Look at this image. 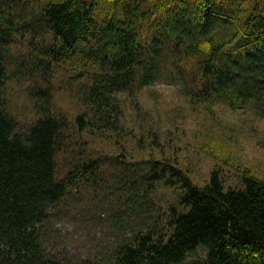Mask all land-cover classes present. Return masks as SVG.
I'll use <instances>...</instances> for the list:
<instances>
[{
  "label": "trees",
  "instance_id": "trees-1",
  "mask_svg": "<svg viewBox=\"0 0 264 264\" xmlns=\"http://www.w3.org/2000/svg\"><path fill=\"white\" fill-rule=\"evenodd\" d=\"M62 67L72 116L53 112ZM9 79L30 103L26 125L6 110ZM158 80L264 115V0H0V264H264L263 178L244 169L225 187L213 169L199 185L170 158L89 150L126 131L125 106L139 115L136 93ZM87 196L112 229H131L102 263L44 229Z\"/></svg>",
  "mask_w": 264,
  "mask_h": 264
},
{
  "label": "rangeland",
  "instance_id": "rangeland-1",
  "mask_svg": "<svg viewBox=\"0 0 264 264\" xmlns=\"http://www.w3.org/2000/svg\"><path fill=\"white\" fill-rule=\"evenodd\" d=\"M70 69L62 67L56 71L53 112L58 113L60 108L72 116L76 101L57 83L67 81ZM22 84L25 85L24 80ZM22 88L9 79L3 94L6 110L15 112L19 123L26 125L34 114ZM134 101L140 114H135L131 104L125 106L126 131L120 135L109 132L103 137L92 136L95 140L89 139V150L94 148L97 154L125 152L129 158L135 155L170 158L199 185L206 183L213 169L219 171L225 187L236 186L244 169L264 179V115L248 106L231 107L213 99L193 103L179 85L166 80L143 88ZM141 121L144 128H140ZM167 198L175 200L170 191ZM69 202L67 209L66 206L55 209L57 214L45 224V232L74 259L93 257L102 263L104 250L112 248L123 233L129 236L131 229H112L107 220L109 214L102 213L88 196ZM195 257L191 255L187 260Z\"/></svg>",
  "mask_w": 264,
  "mask_h": 264
}]
</instances>
